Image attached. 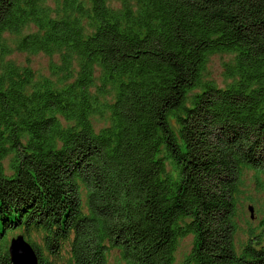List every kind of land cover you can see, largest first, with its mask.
<instances>
[{
	"label": "trees",
	"instance_id": "1",
	"mask_svg": "<svg viewBox=\"0 0 264 264\" xmlns=\"http://www.w3.org/2000/svg\"><path fill=\"white\" fill-rule=\"evenodd\" d=\"M18 235L38 264H264V0H0V264Z\"/></svg>",
	"mask_w": 264,
	"mask_h": 264
},
{
	"label": "rangeland",
	"instance_id": "2",
	"mask_svg": "<svg viewBox=\"0 0 264 264\" xmlns=\"http://www.w3.org/2000/svg\"><path fill=\"white\" fill-rule=\"evenodd\" d=\"M11 58H13L16 62L18 63H25V59H26V55L25 54H17V53H13L11 55ZM227 56L226 55H219V56H213L211 57L208 66H209V72H210V77L213 78L218 84H220V82L222 81V77H221V72H222V66H221V62L223 60H226ZM49 58L42 54H37L34 56H30L28 58V64L34 69V70H38L40 71V73L46 75L47 73V66L49 63ZM247 196H250L252 198H254V196L256 197V195L248 190L246 191ZM247 205V204H246ZM245 205V206H246ZM252 212L251 214H254V207L252 206ZM244 217H248L249 214L246 211V209L243 212ZM191 245V240L190 237H184L181 238L179 240V244L177 246V249L175 251V260L176 262H179L183 255H185L187 253V251L189 250Z\"/></svg>",
	"mask_w": 264,
	"mask_h": 264
},
{
	"label": "water",
	"instance_id": "3",
	"mask_svg": "<svg viewBox=\"0 0 264 264\" xmlns=\"http://www.w3.org/2000/svg\"><path fill=\"white\" fill-rule=\"evenodd\" d=\"M248 212L251 215L252 208L250 206ZM8 258L12 264H38L33 248L28 245L21 235L10 239Z\"/></svg>",
	"mask_w": 264,
	"mask_h": 264
}]
</instances>
